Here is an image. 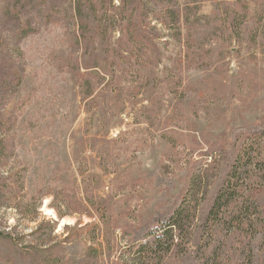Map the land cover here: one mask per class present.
Instances as JSON below:
<instances>
[{
    "label": "rangeland",
    "instance_id": "1",
    "mask_svg": "<svg viewBox=\"0 0 264 264\" xmlns=\"http://www.w3.org/2000/svg\"><path fill=\"white\" fill-rule=\"evenodd\" d=\"M262 121L264 0H0V264H195L134 235Z\"/></svg>",
    "mask_w": 264,
    "mask_h": 264
},
{
    "label": "trees",
    "instance_id": "2",
    "mask_svg": "<svg viewBox=\"0 0 264 264\" xmlns=\"http://www.w3.org/2000/svg\"><path fill=\"white\" fill-rule=\"evenodd\" d=\"M239 132L236 155L211 203L202 207L197 199L204 172L191 175L175 205L151 228L136 232L135 242L161 253L182 246L187 252L189 243L188 257L195 264H254L264 241V158L256 154L263 144L264 121ZM257 235L263 239L260 244L254 242Z\"/></svg>",
    "mask_w": 264,
    "mask_h": 264
}]
</instances>
